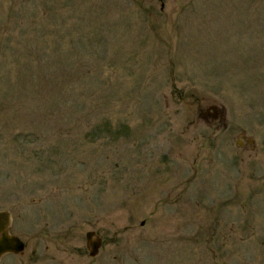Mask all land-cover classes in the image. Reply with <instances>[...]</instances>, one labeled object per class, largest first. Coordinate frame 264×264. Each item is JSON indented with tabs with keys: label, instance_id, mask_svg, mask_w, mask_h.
Returning a JSON list of instances; mask_svg holds the SVG:
<instances>
[{
	"label": "rangeland",
	"instance_id": "rangeland-1",
	"mask_svg": "<svg viewBox=\"0 0 264 264\" xmlns=\"http://www.w3.org/2000/svg\"><path fill=\"white\" fill-rule=\"evenodd\" d=\"M0 210V264H264V0H0Z\"/></svg>",
	"mask_w": 264,
	"mask_h": 264
},
{
	"label": "water",
	"instance_id": "water-1",
	"mask_svg": "<svg viewBox=\"0 0 264 264\" xmlns=\"http://www.w3.org/2000/svg\"><path fill=\"white\" fill-rule=\"evenodd\" d=\"M164 6V4H162ZM12 215L7 210H0V260L9 253L19 254L25 251L27 244L19 236L11 233ZM90 255L96 256L100 252L103 240L94 230L86 234Z\"/></svg>",
	"mask_w": 264,
	"mask_h": 264
}]
</instances>
